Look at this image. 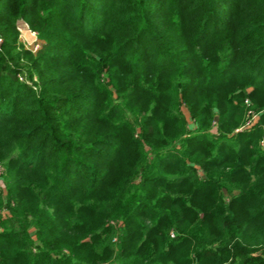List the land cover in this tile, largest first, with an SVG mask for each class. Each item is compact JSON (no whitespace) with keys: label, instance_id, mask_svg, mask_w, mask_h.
I'll return each instance as SVG.
<instances>
[{"label":"trees","instance_id":"obj_1","mask_svg":"<svg viewBox=\"0 0 264 264\" xmlns=\"http://www.w3.org/2000/svg\"><path fill=\"white\" fill-rule=\"evenodd\" d=\"M263 139L264 0H0V264H264Z\"/></svg>","mask_w":264,"mask_h":264},{"label":"rangeland","instance_id":"obj_2","mask_svg":"<svg viewBox=\"0 0 264 264\" xmlns=\"http://www.w3.org/2000/svg\"><path fill=\"white\" fill-rule=\"evenodd\" d=\"M18 29L20 32L19 39L21 42L28 48L32 49L35 51V48H38L37 46V41H36V35L33 33L25 24L24 22L20 21L18 22ZM258 112H256L253 107L252 103L250 100L245 99L244 100V116H243V121L242 124L239 126V128L236 131H241V130H247L253 127V125L257 122L258 120ZM235 131V132H236ZM264 139L260 143V147L264 149ZM1 179H0V196H4L5 193L2 191V186H1ZM171 236L173 237L174 234L172 233Z\"/></svg>","mask_w":264,"mask_h":264},{"label":"built area","instance_id":"obj_3","mask_svg":"<svg viewBox=\"0 0 264 264\" xmlns=\"http://www.w3.org/2000/svg\"><path fill=\"white\" fill-rule=\"evenodd\" d=\"M19 30V29H18ZM35 49H37V48H35ZM262 143H264V142H262Z\"/></svg>","mask_w":264,"mask_h":264}]
</instances>
